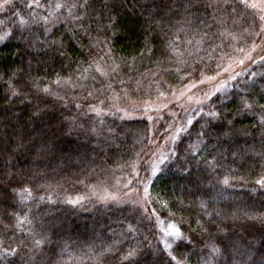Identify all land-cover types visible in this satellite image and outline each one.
I'll use <instances>...</instances> for the list:
<instances>
[{"label": "trees", "instance_id": "trees-1", "mask_svg": "<svg viewBox=\"0 0 264 264\" xmlns=\"http://www.w3.org/2000/svg\"><path fill=\"white\" fill-rule=\"evenodd\" d=\"M250 4L2 6L0 264H264V55L196 108L145 113L264 47Z\"/></svg>", "mask_w": 264, "mask_h": 264}, {"label": "rangeland", "instance_id": "rangeland-1", "mask_svg": "<svg viewBox=\"0 0 264 264\" xmlns=\"http://www.w3.org/2000/svg\"><path fill=\"white\" fill-rule=\"evenodd\" d=\"M9 2V0H7ZM5 0H0V9L4 4H6ZM251 4H256L261 8H264V5H261V0H249ZM264 55V47H256L249 55L244 57L241 61L234 62L231 65H228L222 72H220L217 76L209 77L203 79L200 83H197L184 91H179L177 94L173 95L169 99H165L163 101L158 102L156 105L153 104L148 106L145 109V113L147 112V118L152 121H156V117H161L163 115V111H170V106L172 103L185 102L189 106L194 108L201 105L205 100L209 97L213 96L215 93L222 92L228 85L237 77H239L245 70H247L249 65L255 63V61L261 59ZM163 102V103H161ZM178 132V130H177ZM159 165H156L152 171V175H156L159 168ZM148 192H145L144 196L141 198L143 202L147 200ZM145 205V203H144ZM161 230L163 232L164 243L167 245H173L178 237L170 235L168 233L172 232V227L177 228L175 225L171 223H166L164 221L160 222ZM172 226V227H170ZM169 248V247H167ZM170 249V248H169Z\"/></svg>", "mask_w": 264, "mask_h": 264}, {"label": "snow or ice", "instance_id": "snow-or-ice-1", "mask_svg": "<svg viewBox=\"0 0 264 264\" xmlns=\"http://www.w3.org/2000/svg\"><path fill=\"white\" fill-rule=\"evenodd\" d=\"M5 2H7V0H5ZM242 2H245V3H246V0H242ZM85 3H87V0H85ZM261 5H264V0H261ZM247 6H249V7H253V8L257 7V5L254 4V3H253V4H250V5H247ZM58 7H59V5H58ZM262 19H264V17H262ZM0 39H3V37H0ZM44 91L47 92L48 90L45 89ZM13 94H15V93H13ZM245 107H246V108H250L251 105L245 103ZM211 115L215 116L216 114H215V113H211ZM262 123H264V121H262ZM189 124H191V121H189ZM257 183H259V184H261V185H264V180L257 181ZM225 184H227V181H225ZM170 227H172V226H170ZM168 234L173 235V236L178 237V238H180L181 235H182V234L180 233V230L177 229V228H175V227H172V232H171V233H168ZM167 247L170 248L171 245H167Z\"/></svg>", "mask_w": 264, "mask_h": 264}]
</instances>
